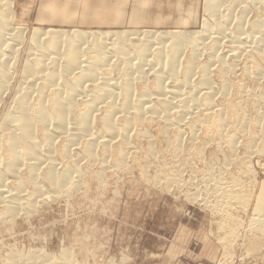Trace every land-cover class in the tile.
Masks as SVG:
<instances>
[{
    "label": "rangeland",
    "instance_id": "374dc122",
    "mask_svg": "<svg viewBox=\"0 0 264 264\" xmlns=\"http://www.w3.org/2000/svg\"><path fill=\"white\" fill-rule=\"evenodd\" d=\"M206 3L207 0H17L13 21L27 31L11 91L0 106V120L19 82L33 30L198 33L208 19ZM245 5L249 7L246 31L256 21L264 26V3L258 7ZM225 8L232 9L237 18L246 10L237 2ZM222 44L220 57L236 70L235 75L226 74L227 78L217 72L218 65L211 72L215 92H221L220 86L225 83L227 87L230 84L229 96H216L230 123L225 130L211 133L204 127L205 132L200 126L187 125L183 128L182 150L176 153L177 136L172 129L166 132L163 123H144L140 129L150 138H132L136 149L123 165L111 167L115 162L109 158L106 170L99 162L83 161L81 185L72 194L40 202L36 211L0 221V264H6L11 254H22L25 264L34 259L37 264H51L65 256L72 264H250L249 257L258 249L263 253L259 264H264V222L254 219L264 198L263 137L256 132L264 109V76L254 80L252 71L251 75L244 72L246 63L234 62L227 55V45ZM208 57H200L199 62L206 63ZM186 58L187 52L183 59ZM112 75L119 78L117 71ZM153 82L150 75L145 83L137 85V90ZM238 89L244 90L242 95ZM226 101L233 106L228 107ZM98 154L102 156L101 151ZM217 180L225 186L232 185L230 194L236 199L231 204L218 197ZM46 255L52 257V262Z\"/></svg>",
    "mask_w": 264,
    "mask_h": 264
},
{
    "label": "bare ground",
    "instance_id": "6f19581e",
    "mask_svg": "<svg viewBox=\"0 0 264 264\" xmlns=\"http://www.w3.org/2000/svg\"><path fill=\"white\" fill-rule=\"evenodd\" d=\"M235 2L249 9L245 4L257 6L264 0H207V16L214 21L205 19L204 29L198 33L33 30L19 82L0 120V221L16 219L22 212L29 214L40 202L72 194L81 185L83 161L99 162L106 170L109 158L115 162L111 167L123 165L136 149L132 138H150L140 129L146 122L163 123L166 132L173 130L176 153L182 150L181 138L187 125L200 126L199 130L205 132L204 127L211 133L225 130L230 123L216 96H229L230 84L215 92L211 72L217 65L222 77L235 75L236 70L220 57L222 43L234 62L246 63L245 73L252 71L254 80L264 76L263 23L256 21L251 32L246 31L248 10L237 18L232 9L225 8ZM16 5L17 0H0V106L11 91L27 31L13 21ZM186 52L189 58L183 59ZM204 54L210 59L200 63ZM116 71L118 79L112 78ZM150 75L154 77L152 85L141 86L138 91L137 85L145 83ZM197 75L198 80H194ZM260 116L255 129L263 137L264 151V109ZM192 134L196 137L197 131ZM231 187L216 182L218 197L229 204L236 199L230 194ZM262 202L255 210L257 222H264V198ZM21 255L11 254L6 264H25ZM45 258L53 260L50 255ZM67 258L53 262L72 264ZM34 260L28 264H37Z\"/></svg>",
    "mask_w": 264,
    "mask_h": 264
},
{
    "label": "crops",
    "instance_id": "0c3cea01",
    "mask_svg": "<svg viewBox=\"0 0 264 264\" xmlns=\"http://www.w3.org/2000/svg\"><path fill=\"white\" fill-rule=\"evenodd\" d=\"M261 249H258V251L256 252H253L254 256L252 257H249L250 258V264H259L261 262V259H262V254ZM260 254V255H259ZM251 261H253V263H251Z\"/></svg>",
    "mask_w": 264,
    "mask_h": 264
}]
</instances>
